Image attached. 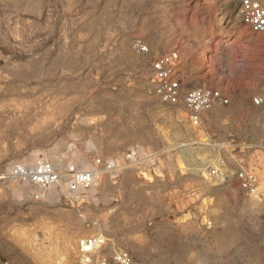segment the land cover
I'll list each match as a JSON object with an SVG mask.
<instances>
[{
	"label": "rangeland",
	"instance_id": "374dc122",
	"mask_svg": "<svg viewBox=\"0 0 264 264\" xmlns=\"http://www.w3.org/2000/svg\"><path fill=\"white\" fill-rule=\"evenodd\" d=\"M169 51L189 85L221 87L231 104L196 126L183 107L161 102L152 62ZM257 95L264 98V39L241 23L236 0H0V174L41 159L61 171L97 157L114 163L76 192L66 178L43 191L0 175V264H82L78 239L100 233L137 262L169 264L174 226L185 219L168 210H236L240 168L264 188V176L234 165L240 152L264 153ZM239 114L250 139L235 133ZM189 175L234 190L197 184L179 200L160 184ZM191 219L209 228L226 220Z\"/></svg>",
	"mask_w": 264,
	"mask_h": 264
},
{
	"label": "built area",
	"instance_id": "2783aa9c",
	"mask_svg": "<svg viewBox=\"0 0 264 264\" xmlns=\"http://www.w3.org/2000/svg\"><path fill=\"white\" fill-rule=\"evenodd\" d=\"M237 12L241 23L254 34L264 39V0H236ZM136 47L141 53H148V46L138 40ZM152 81L154 93L159 100L169 106L184 108L190 121L200 126L207 116L216 108L228 106L232 100L225 89L207 83L189 85L180 67V56L177 51L164 52L152 62ZM253 104L262 106L264 98L254 96ZM264 148V138L261 145ZM130 160H140L136 150H128ZM114 167L112 160L105 161L101 157L95 159L89 168H82L78 164L70 165L65 171L56 167L54 162L46 159L39 160L33 166L15 163L2 177L6 175L19 180H28L40 190L46 191L66 178L71 192L79 191L98 182L102 177V169ZM217 173L216 170H212ZM235 176L239 187L247 194L259 191L260 181L257 174L249 169L240 168ZM103 233L84 236L78 239L77 248L82 264H136L132 252L125 248L114 247Z\"/></svg>",
	"mask_w": 264,
	"mask_h": 264
},
{
	"label": "crops",
	"instance_id": "0c3cea01",
	"mask_svg": "<svg viewBox=\"0 0 264 264\" xmlns=\"http://www.w3.org/2000/svg\"><path fill=\"white\" fill-rule=\"evenodd\" d=\"M237 119L241 126L235 127V133L243 139H250L254 132L246 131L242 127L244 125L241 122L243 115L240 116L239 114ZM109 137H114L116 140V137L119 136L110 132ZM109 142L111 143L112 140ZM235 159L237 163L234 165L237 167L248 165L263 178L264 153L259 151L252 154L240 152L235 156ZM199 179L189 175L168 180L169 182L163 181L160 184L163 185V189L169 191L170 196L178 195L179 200H182L181 198L188 200L187 193L192 191L197 184L207 185L204 188L206 192L211 190L216 193L219 191L221 194L227 195L226 187L228 185L220 183L218 179L209 182H202ZM233 190L232 187L227 189V191ZM240 198L242 203L239 208L231 211L228 209L215 212L205 209L180 211L177 210L178 208L168 210L169 217H183L185 219L174 226L177 236L174 239L170 238L169 248L172 253L169 264H264V188L257 194H242ZM206 216L211 218L224 217L226 220L216 223L212 228L205 226L203 222L192 225L193 219L191 217L205 219ZM182 248L185 249L184 257L179 256L181 253H178V250H182ZM173 249L175 256H173ZM135 262L136 264H154L157 261L155 259L153 261V258L150 260L142 258L137 262L135 257Z\"/></svg>",
	"mask_w": 264,
	"mask_h": 264
},
{
	"label": "bare ground",
	"instance_id": "6f19581e",
	"mask_svg": "<svg viewBox=\"0 0 264 264\" xmlns=\"http://www.w3.org/2000/svg\"><path fill=\"white\" fill-rule=\"evenodd\" d=\"M95 185V184H94Z\"/></svg>",
	"mask_w": 264,
	"mask_h": 264
}]
</instances>
